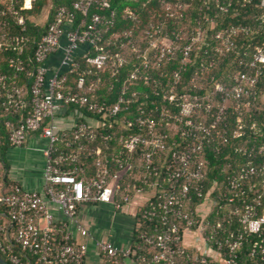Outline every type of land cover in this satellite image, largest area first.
Returning a JSON list of instances; mask_svg holds the SVG:
<instances>
[{
	"label": "trees",
	"instance_id": "obj_1",
	"mask_svg": "<svg viewBox=\"0 0 264 264\" xmlns=\"http://www.w3.org/2000/svg\"><path fill=\"white\" fill-rule=\"evenodd\" d=\"M76 1L33 0L31 9L21 11L24 0H0V22L7 23V27L1 31L8 36L26 39L25 53L21 57L26 70L18 73L19 86L30 90L33 84V64L30 65V61L34 58L38 43L58 11L62 8L72 11ZM261 2L262 0H253L252 4H245L244 0H108L109 6L104 12L91 11L90 16L100 13L113 19L101 45L112 56L121 55L124 58L123 66L116 69L110 64L112 68L108 67L105 71L90 67L85 54L93 56L95 53L90 45H83L75 56L78 68L65 71L68 79L62 92L79 93L77 83L84 76L91 104L113 108L118 105L123 93L127 99L132 100L127 104H120L119 112L114 115H96L76 105L65 109L67 116L77 113V123L85 124L88 132L93 130L96 139L81 137L76 140L74 129L66 130L59 152L78 153L79 158L78 162L65 163L62 168L65 171L77 168L79 172L76 177L89 180L97 177L100 163L110 170L111 175L118 174L119 184L123 188L128 187V192L133 196L136 190L142 188L151 192L149 185L157 181L159 189L168 193L169 176L165 166L171 162L172 152L191 150L192 167L201 169L205 177V194L214 203L212 214L206 221L203 220L205 238L217 253L220 244L222 249L219 253L222 257H227L230 233L237 234L241 231L239 219L245 213L246 206H256L258 216H264V64H259L261 74L257 84L247 90L250 94H244L240 100H236L234 95L239 74L250 71L248 66L254 59L256 50L264 48V7ZM27 7H30L29 1ZM47 9H50L49 15L42 24L38 21ZM14 11H18L25 19L24 26L18 25ZM86 19L76 12L74 26ZM201 30L204 39L194 44L186 57L185 48ZM231 31L236 33L231 37L233 45L228 50L224 42L217 39V35ZM164 42L175 48L174 56L159 68L143 70L142 61L136 56L152 49V43L161 45ZM16 58L15 52L0 51V73L8 76L9 83L17 74L15 66L11 67L10 64ZM135 69L140 70L139 79L133 82L131 74ZM175 73L180 76L178 83L175 82ZM133 95L135 96L132 97ZM171 95L176 96L174 101H170ZM184 98H198L204 108L184 118L180 116V105ZM205 107H211V112H206ZM221 108H224V113L218 120ZM163 110L170 111L169 120L162 121L160 114ZM175 116L179 118L176 119ZM21 118V114L5 115L0 112V160L12 148L9 136L19 126ZM139 120H146L145 125L139 126ZM189 120L193 126L187 125ZM7 122L11 126H7ZM153 122L156 128L164 124L162 126L168 136L165 141L166 153L161 152V157L159 154L153 157V168L158 176L154 172L150 175L146 170L142 158L145 148L140 147L133 154L124 148L125 141L130 137L151 138L147 137V125ZM166 124L169 126H165ZM183 133L186 135L183 136ZM67 144H70L69 148ZM199 145L201 151L197 150ZM120 164L123 168L119 167ZM251 169H255V173L241 181L244 172ZM235 180L240 183L241 188L232 190L230 184ZM192 198L191 202L184 204L183 210L194 212L203 201L194 193ZM163 200L162 194L154 195L136 214L133 251L139 258L148 260L155 252L145 244L144 237L155 234L156 227L162 228L160 216L163 212H157L152 221L145 212H153V204L157 205ZM172 220L180 225L182 233L185 229L184 222L174 218ZM257 240L256 236L245 235V241L235 253L237 264H264L260 255L252 253ZM7 243L15 246L12 239ZM15 250L18 248L15 247ZM192 254L187 250L190 258L180 260L185 264H198L190 260L193 258ZM0 255L9 262L6 256L2 253ZM23 255L25 261H32L30 256ZM198 257L201 258L200 255ZM207 262L218 264L208 257Z\"/></svg>",
	"mask_w": 264,
	"mask_h": 264
},
{
	"label": "built area",
	"instance_id": "obj_2",
	"mask_svg": "<svg viewBox=\"0 0 264 264\" xmlns=\"http://www.w3.org/2000/svg\"><path fill=\"white\" fill-rule=\"evenodd\" d=\"M28 1L30 7H27ZM252 2L253 0H244L245 4H252ZM32 3L33 0H24L21 11L31 9ZM261 5L264 7V0ZM108 6V0H77L72 11L64 8L58 11L38 43L34 58L30 61V65L33 64V84L30 90L18 84V73L26 70V64L21 59L25 53L26 39L4 34L2 31L7 27V23L0 22V51H11L17 55L16 60L10 61L11 67L15 66L17 73L11 83L8 82V76L0 73V112L2 111L5 115H22L21 123L10 133L9 143L13 148H22L31 137H40L47 141L43 152L46 161L43 193L28 192L18 187H7L0 175V253L8 258L10 264H85L89 253V242L94 238L78 217L80 206L84 204L111 205L119 213L124 212L125 208L131 204L143 206L158 193L164 196L163 202L153 204V212H145L150 221L157 215V212H163L160 216L162 228L157 229L156 227L155 234L144 237L145 244L155 250L153 256L148 260L144 257L139 258L131 248H118L108 240H97L96 248L101 264H128L129 261L133 263V260H136L137 264H180L181 258H190L187 255L189 249L184 246L185 232L193 231L196 227L195 231H198L206 240L200 210L204 204L214 206V203L210 196L205 194V177L201 169L192 167L191 150L172 152L171 162L165 166L169 176L168 193L159 189L160 185L157 181L149 185L151 192L142 188L136 190L133 196L128 192V187L123 188L119 184L120 176L111 175L110 170L100 163H98L100 171L97 177L89 180L78 179L76 177L79 172L77 168L71 171H65L62 168L65 163L78 162L79 155L78 153L59 152L62 137L65 136L60 133L57 124L59 112L71 105H76L96 115H114L119 112L120 104H127L132 100L127 99L123 93L118 105L113 108L91 104L87 96L84 76L80 77L77 83L79 93L62 92L68 79L65 71H74L78 68L75 56L83 45H90L95 53L93 56H89V53L85 54L86 62L90 67L105 71L108 67L114 66L117 69L123 66L124 58L121 55L112 56L101 45L113 19H108L100 13L90 16L91 11L104 12ZM76 12L87 18L78 26H74L73 23ZM13 15L19 26L25 25V19L18 11H14ZM235 33V31L219 33L217 39L222 40L225 48L230 50L233 45L231 37ZM203 39L204 33L201 30L192 38L193 44L185 48V56L188 57L194 44L202 42ZM165 44L167 43L164 42L161 45L152 43V49L136 56L142 61L143 70L148 71L151 67L159 68L162 63L168 62L174 56L175 48L170 43ZM57 52L62 54L60 68L51 73L46 63ZM151 53L154 55L151 56ZM259 64H264V48L256 50L254 59L249 66L247 65L250 71L239 74L238 84L234 88L236 100H240L244 94L249 95L250 92L247 90L257 84L261 74ZM139 72V69L133 71L131 81L135 82L139 79ZM179 81L180 76L175 73V82ZM146 83L149 81L146 80ZM27 95H30L29 98ZM175 98V95L169 97L170 101H174ZM180 108V116L186 118L196 113L197 110L200 111L204 106L198 98L193 100L184 98ZM205 111L211 112V107H205ZM23 113L26 115L24 116ZM223 113L224 108H221L217 116L218 120ZM168 115L170 111L163 110L160 114L162 121L169 120ZM145 123L146 120H139V126ZM6 125L11 126L10 122ZM162 125L160 128H156L154 122L147 125V137L151 138L133 136L125 141L124 148L129 153H137L140 147L145 148L146 152L142 154V158L150 175L154 172L158 176V172L153 168V157L157 154L161 157V152L166 153L167 151L165 141L168 136ZM187 125L193 126L192 121L189 120ZM73 129L76 140H80L81 137L89 138V140L96 139L95 132L93 130L88 132L83 123H77ZM185 135L186 133H183V136ZM67 147L69 148L70 144H67ZM197 150L201 151V145L197 146ZM119 167L123 168V165L120 164ZM254 173L255 169L245 171L240 180H246ZM230 187L232 190L241 188L236 180L231 182ZM193 193L203 200L202 203L194 212L183 210L184 204L193 200ZM50 204L60 207L67 219L66 222L56 220L49 210ZM245 210L239 219L241 231L237 234L230 233V239L227 242L229 248L227 257L221 256L219 252L222 246L218 244L220 258L218 264H237L235 253L245 241V235L257 237L258 240L254 244L252 253L260 255L261 260L264 261V216H258L256 206L253 205H247ZM173 218L184 222L185 229L182 233L180 225L174 222ZM71 227L78 237H75ZM11 239L15 246L7 243ZM15 247L18 250H15ZM23 254L30 256L32 261H25ZM191 257L193 258L190 260L194 263H208L206 255H201V258L195 255Z\"/></svg>",
	"mask_w": 264,
	"mask_h": 264
},
{
	"label": "crops",
	"instance_id": "obj_3",
	"mask_svg": "<svg viewBox=\"0 0 264 264\" xmlns=\"http://www.w3.org/2000/svg\"><path fill=\"white\" fill-rule=\"evenodd\" d=\"M61 58V52H57L49 58L46 63L49 72L53 73L59 70ZM77 120V113L67 116L64 111L59 112L57 124L60 133L74 128ZM46 146L47 141L45 139L31 137L24 147H12L9 150V158L6 159V163H3V167L0 166V175L7 187H18L28 192L43 193L45 186L44 170L46 167L43 152ZM3 161L4 159L2 158L0 164ZM139 208L140 205L131 204L125 208V213H118L111 205L84 204L80 206L78 217L94 238V240L89 242V253L85 264H101L96 248L97 240H108L115 247L131 248L133 250L135 245L136 214ZM213 209L214 206L208 203L203 205L200 215L204 221L212 214ZM49 210L57 221H67L62 210L57 205L50 204ZM71 229L75 237H78L72 227ZM184 246L193 253L192 255H206V257L211 258L215 262H220L218 253L211 248L198 231L185 232ZM133 263L137 264L136 260H133ZM133 263L128 262V264ZM179 263L185 264L181 260Z\"/></svg>",
	"mask_w": 264,
	"mask_h": 264
},
{
	"label": "rangeland",
	"instance_id": "obj_4",
	"mask_svg": "<svg viewBox=\"0 0 264 264\" xmlns=\"http://www.w3.org/2000/svg\"><path fill=\"white\" fill-rule=\"evenodd\" d=\"M49 10H50V9H47V10L45 11V13L42 15V17L40 18V20H39L38 22H40V23H42V24H44V23L46 22V20H47V18H48V15H49ZM165 43H167V42H165ZM167 44H169V43H167ZM167 44H165V45H167ZM168 46H169V45H168ZM10 149H12V148H10ZM10 149H9V150H10ZM9 150L6 151L5 154H4V156H3L4 161L1 162V164H0L1 167L4 166L3 163H6V159L9 158V153H8ZM24 160H25V158H24ZM8 164H9V163H8ZM123 213H125V212H123Z\"/></svg>",
	"mask_w": 264,
	"mask_h": 264
},
{
	"label": "water",
	"instance_id": "obj_5",
	"mask_svg": "<svg viewBox=\"0 0 264 264\" xmlns=\"http://www.w3.org/2000/svg\"><path fill=\"white\" fill-rule=\"evenodd\" d=\"M0 264H10L5 258L0 255Z\"/></svg>",
	"mask_w": 264,
	"mask_h": 264
}]
</instances>
